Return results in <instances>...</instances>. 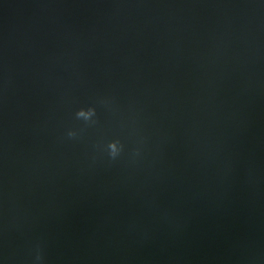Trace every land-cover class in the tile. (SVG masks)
I'll list each match as a JSON object with an SVG mask.
<instances>
[{
  "label": "water",
  "instance_id": "95a60500",
  "mask_svg": "<svg viewBox=\"0 0 264 264\" xmlns=\"http://www.w3.org/2000/svg\"><path fill=\"white\" fill-rule=\"evenodd\" d=\"M0 264H264V0H0Z\"/></svg>",
  "mask_w": 264,
  "mask_h": 264
}]
</instances>
